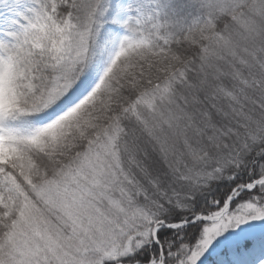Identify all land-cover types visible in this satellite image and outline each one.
Segmentation results:
<instances>
[{
  "label": "snow or ice",
  "instance_id": "1",
  "mask_svg": "<svg viewBox=\"0 0 264 264\" xmlns=\"http://www.w3.org/2000/svg\"><path fill=\"white\" fill-rule=\"evenodd\" d=\"M0 264H264V0H0Z\"/></svg>",
  "mask_w": 264,
  "mask_h": 264
}]
</instances>
